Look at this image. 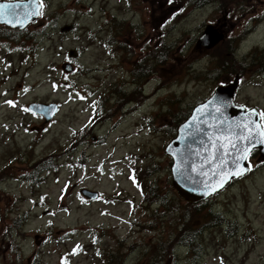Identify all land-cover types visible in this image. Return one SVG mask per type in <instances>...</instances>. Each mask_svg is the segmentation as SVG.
<instances>
[{
	"label": "rangeland",
	"instance_id": "374dc122",
	"mask_svg": "<svg viewBox=\"0 0 264 264\" xmlns=\"http://www.w3.org/2000/svg\"><path fill=\"white\" fill-rule=\"evenodd\" d=\"M118 1L43 0L36 25L0 27V264H264L259 151L249 175L195 204L178 198L164 153L236 76L235 104L264 112V0H155L153 15L148 0L137 14ZM109 14L142 26L120 61L88 36ZM224 16L221 44L197 51ZM70 49L80 58L65 74ZM36 102L57 103L52 121L24 111ZM80 188L110 201L83 200Z\"/></svg>",
	"mask_w": 264,
	"mask_h": 264
},
{
	"label": "water",
	"instance_id": "95a60500",
	"mask_svg": "<svg viewBox=\"0 0 264 264\" xmlns=\"http://www.w3.org/2000/svg\"><path fill=\"white\" fill-rule=\"evenodd\" d=\"M0 5H11L0 19V24L10 28L23 29L38 18V16L29 17L28 15L38 11L35 0L2 2ZM3 20H11L12 23H5ZM68 29V27L63 28V30ZM222 39L223 34L215 27L208 25L198 38L196 48L209 50ZM69 56L73 57L75 54L71 52ZM63 70L68 73L70 67L64 66ZM236 87L237 79L232 84L218 87L210 99L196 106L189 118L178 126L176 138L164 150L173 161L172 187L177 195L188 203L194 204L207 198L216 192L213 188L221 189L218 187L220 179H226L227 182L230 180L227 177L236 167L234 163L236 157L242 155V150L249 146L248 141L240 139L242 135H248L247 130H242L240 125L249 123L250 119L259 123L258 115H252V110L245 112L243 108L233 104L232 97ZM29 109L42 115L45 122H48L56 111V105L37 103L30 105ZM250 127L253 133L257 131L255 124H250ZM256 139H264V137L257 136ZM233 143L237 145L236 149L231 148ZM255 148L260 149L258 161L263 160L264 145L257 144L252 150ZM240 164L247 169L246 161H240ZM178 167L183 175L177 172ZM193 167L196 171H192ZM236 177L239 176L233 178ZM80 194L90 200L97 198L96 192L86 189L81 190Z\"/></svg>",
	"mask_w": 264,
	"mask_h": 264
},
{
	"label": "flooded vegetation",
	"instance_id": "af4514ba",
	"mask_svg": "<svg viewBox=\"0 0 264 264\" xmlns=\"http://www.w3.org/2000/svg\"><path fill=\"white\" fill-rule=\"evenodd\" d=\"M107 1V7L110 9L111 5L109 3V0ZM146 0H119L118 6L121 7V10L131 12L132 14H137V12L141 9L143 3ZM151 4V6H148L147 10H151V15H153V8L156 4L155 0H148ZM104 23L100 26V33H103V36H99V31L92 32V37H94V43L97 44V42H101L104 51L107 54V59H111L114 56H118V54L121 53L120 56H118V60L126 59L127 56H130L128 52H122V49L125 48L124 46L125 42H129V46H131V39L134 35H136V32L138 34H141V24H135L130 21L126 22L125 19L123 21H120V19L117 18V16L114 14H109L106 17H104ZM224 26V23H223ZM104 53V52H103ZM104 53V57L106 55Z\"/></svg>",
	"mask_w": 264,
	"mask_h": 264
},
{
	"label": "snow or ice",
	"instance_id": "6c2138e0",
	"mask_svg": "<svg viewBox=\"0 0 264 264\" xmlns=\"http://www.w3.org/2000/svg\"><path fill=\"white\" fill-rule=\"evenodd\" d=\"M38 4L40 7H43V0H37ZM11 7V5H0V19L3 18L4 16V12L7 8ZM29 17L31 16H41L43 15V13L41 11H35L32 13L28 14ZM3 22L5 23H12L11 20H3ZM17 23H19V21H17ZM81 99H83V97H81ZM7 103L10 106L15 107L16 105L12 102V101H7ZM24 111H29V109L25 108ZM217 111H219V109H217ZM252 115H258L260 117V120H264V112L261 113H257L256 110H252L251 111ZM250 124H255V127L257 129V131L255 133H253L252 128L250 127ZM240 127L242 128V130H247L248 135L246 136H241L240 139L242 140H246L249 142V146L245 149L242 150V155H239L236 157V160L234 161V163L236 164V167L233 169V171L228 175V179H231L235 176H240L243 175L246 171H250L252 166L249 165V167L247 169L243 168V165L240 164V161H246L248 159V153L252 150L253 147H255L257 144H261L264 145V139H256L257 136L260 137H264V131H259V129L261 128V125L259 123H256L255 121H251V119L249 120V123H245L243 125H240ZM211 139V137H210ZM221 147H223V145H221ZM231 148L232 149H236L237 145L236 144H231ZM192 171H196V169L193 167ZM177 172L181 175H183V173L180 172V168H177ZM203 174V173H202ZM213 175H217V173H213ZM227 182L226 179H220L218 181V187L222 188L224 186V184ZM217 188H213V191H217ZM80 246L78 245L77 248H79ZM75 254V251L74 253Z\"/></svg>",
	"mask_w": 264,
	"mask_h": 264
},
{
	"label": "trees",
	"instance_id": "16d2710c",
	"mask_svg": "<svg viewBox=\"0 0 264 264\" xmlns=\"http://www.w3.org/2000/svg\"><path fill=\"white\" fill-rule=\"evenodd\" d=\"M13 162H15V161H13ZM9 165H11V166H13V168L15 167V163L14 164H12V162L11 163H9ZM3 170H4V172L5 173H9V172H12V169L11 168H9V167H7V166H4L3 167ZM135 177V179H136V181H140L139 180V177H138V175H137V173H135L134 175H133V178ZM140 186L143 188V185L140 183ZM144 189V188H143ZM140 190H141V188H140ZM141 192H143L144 193V191L143 190H141ZM153 193V192H152ZM165 200H163V202L160 200V204L162 205V207H166L167 205L165 204ZM188 204V203H187ZM170 209V207L168 208V210ZM187 217V215L185 216V218ZM112 252V250H109V252L108 253H111ZM109 260H111V259H108V258H106L105 257V261L107 262V264H112V260L111 261H109ZM111 262V263H110Z\"/></svg>",
	"mask_w": 264,
	"mask_h": 264
},
{
	"label": "bare ground",
	"instance_id": "6f19581e",
	"mask_svg": "<svg viewBox=\"0 0 264 264\" xmlns=\"http://www.w3.org/2000/svg\"><path fill=\"white\" fill-rule=\"evenodd\" d=\"M130 105H128L126 108L128 109Z\"/></svg>",
	"mask_w": 264,
	"mask_h": 264
}]
</instances>
